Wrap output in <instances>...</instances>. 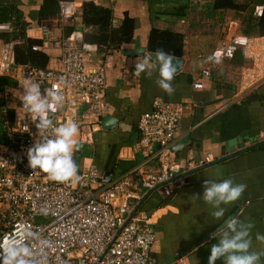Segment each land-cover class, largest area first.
<instances>
[{
  "label": "crops",
  "instance_id": "0c3cea01",
  "mask_svg": "<svg viewBox=\"0 0 264 264\" xmlns=\"http://www.w3.org/2000/svg\"><path fill=\"white\" fill-rule=\"evenodd\" d=\"M44 1L0 0V5L16 9V15L26 23L24 36L40 41V50L49 57L47 67H56L61 41L72 32H79L83 40V33L89 34L91 29L82 26L84 0H66L72 6L73 15L65 21H60L59 12L57 18H40ZM93 3L111 9L114 23L120 22L125 14L133 18V41L138 39L142 48L146 47L151 28L186 35V14L182 7L188 3L189 8H195V2L191 0H94ZM238 27V21L228 19L221 37L216 38L215 48L222 39L242 36ZM44 28L50 32V40L43 34ZM203 41L208 42V38L185 36L182 49L185 62L172 81L174 92L171 95L156 85L158 72H153L152 78L144 73L139 77L133 74V62L148 57L146 51L138 56L121 53L133 49L134 43L124 45L122 50L93 57L94 63L105 67L103 116L110 115L117 122L112 130L101 129L99 123V128L90 137L86 129L81 131L82 140L76 139L78 134L74 137L85 149L84 157L76 162L78 174L89 166L95 167L102 178L112 171L110 181L122 179L128 183L131 192L137 193L141 190V172L148 167L134 150L139 138L137 123L140 115L151 110L156 98L182 107L183 114L172 147L179 146L171 151L182 169H188L186 184L167 197L161 195L160 188L151 189L139 201L138 208L140 212H147L155 234L151 254L160 264L177 257H183L185 264H208L210 248L222 235L218 229L232 218L254 225L251 250L264 252V242L255 239L257 233L264 234V85L252 87L251 83L242 81L238 86L233 81L213 79L211 62L207 59L215 48L212 52L209 47L203 48ZM15 43L0 40V45L12 48ZM206 69L209 75L203 73ZM4 99L2 96L3 104H6ZM228 178L246 184L247 188L238 201L222 205L225 214L217 221L211 216V206L202 198L193 200L192 197L202 196L204 180L220 182ZM153 197L156 201H152ZM142 206L148 211L140 210Z\"/></svg>",
  "mask_w": 264,
  "mask_h": 264
},
{
  "label": "built area",
  "instance_id": "2783aa9c",
  "mask_svg": "<svg viewBox=\"0 0 264 264\" xmlns=\"http://www.w3.org/2000/svg\"><path fill=\"white\" fill-rule=\"evenodd\" d=\"M71 7L69 2L59 3L60 21L70 19ZM261 10L258 7L255 14L259 16ZM42 31L50 40V32ZM12 32L10 24L0 25V33ZM241 37L246 38L244 43L239 42ZM263 42L264 38L245 36L222 39L211 57L219 54L220 60L231 59L241 47L244 58L262 66ZM96 51V45L72 32L61 41L57 66L37 68L17 64L13 48L0 45V76L15 83L6 105L15 113L11 129L15 139L12 144L0 143V247L9 238L18 241L28 248L30 255L25 258L30 264H160L151 254L155 234L147 215L138 209L139 201L151 189L160 188L167 197L186 184L188 169H182L171 151L183 109L161 98L153 100L151 110L140 115L137 123L134 150L148 165L141 172L140 192H131L122 179L100 183L102 175L93 166L78 174V181L55 182L47 174H32L27 150L40 140V134L23 107L26 82L39 83L44 95L51 91L63 96L62 106L49 111L55 127L73 121L77 140L83 139V129L90 137L99 128L105 108V67L93 62ZM203 73L209 75V70ZM42 135L54 138L52 129ZM165 264H185V260L177 257Z\"/></svg>",
  "mask_w": 264,
  "mask_h": 264
},
{
  "label": "trees",
  "instance_id": "16d2710c",
  "mask_svg": "<svg viewBox=\"0 0 264 264\" xmlns=\"http://www.w3.org/2000/svg\"><path fill=\"white\" fill-rule=\"evenodd\" d=\"M60 1L66 2V0H45L41 8L40 18H47V20L57 18ZM194 6L195 8L191 9L186 3L182 7L186 14V35L197 39L208 38V42L203 41L202 46L203 48L209 47L211 52L215 48L216 38L221 37L228 19L239 22L238 30L242 36L264 38V0H212L210 3H195ZM258 7L262 9L259 16L255 14ZM81 19L82 26L91 29L89 34L83 33V41L97 47L93 57L122 50L124 45L134 43L135 20L127 14L120 22L114 23L111 9L98 6L92 2H84L81 5ZM2 24H10L13 28V32L10 34L0 33V40L16 42L13 51L17 64L47 68L49 57L45 52L31 50L33 46H41V42L24 36L23 31L26 23L16 15V9L13 6L0 5V25ZM186 35L151 28L145 51L149 54L154 53L157 49H162L166 53H171L175 58H182ZM207 60L211 62V77L226 81H228L226 76L229 70L234 69L233 71H235L246 62L241 47H237L231 59L221 60L219 63H216L214 59ZM198 61L201 62L202 60L198 59ZM14 85V81L9 77L0 76V143L6 145L12 144L15 139V134L11 132L15 125V113L13 109L3 104L2 96L8 93V99L11 100L10 91ZM250 98H253V95ZM83 157L78 154V151H75V163L80 162L79 159ZM140 210L148 211L145 206H142Z\"/></svg>",
  "mask_w": 264,
  "mask_h": 264
},
{
  "label": "clouds",
  "instance_id": "9594fccd",
  "mask_svg": "<svg viewBox=\"0 0 264 264\" xmlns=\"http://www.w3.org/2000/svg\"><path fill=\"white\" fill-rule=\"evenodd\" d=\"M245 41L246 38L241 37L239 42ZM208 59H214L216 63L220 62L219 54ZM174 60L175 57L171 53L157 49L148 57L133 62L135 69L133 74L139 77L144 73L148 78H152L153 72H158L156 85L171 95L174 92L172 81L177 71ZM21 99L23 107L31 115L30 120L35 123L37 132L40 134V140H36L27 150L28 167L34 170L32 174H47V178L55 182L78 181L80 179L78 167L73 160L74 152L80 148L74 139L78 134L77 124L68 121L55 127L49 118L50 110L55 111L62 106L63 96L51 91L44 95L41 93L39 83L32 81L26 82ZM49 129L53 130L54 138L42 135ZM28 131V127L25 126L24 132ZM202 187L204 189L202 196L196 195L192 199L202 198L203 202L213 209L211 212L213 219L219 221L225 214L222 205L238 201L246 191L247 185L235 183L228 178L220 182L204 180ZM253 227V224L244 223L236 218L222 223L218 229L222 235L210 248L208 264H216L217 261H221L222 264H264V252L251 250ZM255 239L258 242H264V234L257 233ZM29 255L27 247L9 238L0 247V264H30V261L25 258Z\"/></svg>",
  "mask_w": 264,
  "mask_h": 264
},
{
  "label": "rangeland",
  "instance_id": "374dc122",
  "mask_svg": "<svg viewBox=\"0 0 264 264\" xmlns=\"http://www.w3.org/2000/svg\"><path fill=\"white\" fill-rule=\"evenodd\" d=\"M252 39H255V38H252ZM257 39H260V38H257ZM246 58H247L245 60L246 62L241 68H238L236 71H233L234 69L229 70V72L226 76L229 83L233 81L235 83V85L237 84L239 86L240 83L243 81L244 83H246V82L251 83L250 85L252 87L264 85V60H263L262 66H260V65L256 66L255 62H252L248 57H246ZM244 86H246V85H244ZM246 88L247 87H245L244 89H246ZM3 96H5L4 100H5L6 105H7V102L9 100L8 99L9 94L5 93ZM78 154L81 156H83L85 154V149L83 150L81 148V145H80V148L78 150ZM152 201H156L154 197L152 198Z\"/></svg>",
  "mask_w": 264,
  "mask_h": 264
},
{
  "label": "water",
  "instance_id": "95a60500",
  "mask_svg": "<svg viewBox=\"0 0 264 264\" xmlns=\"http://www.w3.org/2000/svg\"><path fill=\"white\" fill-rule=\"evenodd\" d=\"M123 54L127 55V56H138V55H143L145 53V48H142L140 45H139V40L136 39L135 40V43H134V47L133 49H128V50H122ZM150 54V53H149ZM148 54V56H149ZM154 59V57H153ZM154 62V61H153ZM184 59L182 58H175V60L173 61V63H176L177 65V71L175 73V75L177 73L180 72V70L182 69L183 65H184ZM116 119L110 115H106V116H103L101 119H100V127L101 129L103 130H112L116 124ZM179 145H176V146H173L172 147V151H175V149L178 147ZM243 152V151H242ZM112 177V171H109L107 173L104 174L103 178L101 179V183H108L110 181Z\"/></svg>",
  "mask_w": 264,
  "mask_h": 264
}]
</instances>
